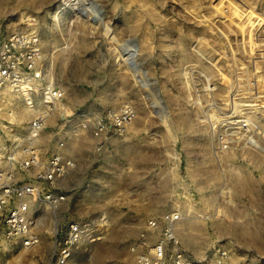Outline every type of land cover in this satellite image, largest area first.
I'll list each match as a JSON object with an SVG mask.
<instances>
[{
  "label": "rangeland",
  "instance_id": "374dc122",
  "mask_svg": "<svg viewBox=\"0 0 264 264\" xmlns=\"http://www.w3.org/2000/svg\"><path fill=\"white\" fill-rule=\"evenodd\" d=\"M15 31L39 37L41 86L64 94L38 149L60 139L76 168L63 206L33 204V262L0 240V264H50L69 220L85 235L68 264H133L166 212L191 261L264 264V0H0V41ZM40 95L0 90V158ZM126 105L135 120L97 149L94 118Z\"/></svg>",
  "mask_w": 264,
  "mask_h": 264
},
{
  "label": "built area",
  "instance_id": "2783aa9c",
  "mask_svg": "<svg viewBox=\"0 0 264 264\" xmlns=\"http://www.w3.org/2000/svg\"><path fill=\"white\" fill-rule=\"evenodd\" d=\"M41 60L40 40L33 32L15 31L0 41V90L9 87L23 94H41L39 106L27 101L33 110L40 109L27 123L25 134L9 140L0 158V240L26 249L39 243L33 204L41 202L52 210L63 206L68 179L76 168L60 139L46 152L38 149L46 122L64 99L61 90L41 86ZM135 118V110L128 105L99 113L92 124L96 148L111 137L124 135ZM178 220L179 214L174 212L150 218L139 235L141 251L133 264H198L187 257L175 234ZM84 235V226L76 220L59 228L54 234L50 264H68Z\"/></svg>",
  "mask_w": 264,
  "mask_h": 264
},
{
  "label": "bare ground",
  "instance_id": "6f19581e",
  "mask_svg": "<svg viewBox=\"0 0 264 264\" xmlns=\"http://www.w3.org/2000/svg\"><path fill=\"white\" fill-rule=\"evenodd\" d=\"M121 50V49H120ZM132 50H133V43L131 42V41H128V42H126L124 45H123V49H122V51L127 55V54H130L131 52H132ZM122 54V53H121ZM125 57V59L127 58L126 56H124ZM127 61V60H126ZM41 76H42V72H41ZM50 85L52 86V82L50 81ZM32 110V109H31ZM159 116L162 118V120H164L165 122H166V114H165V112L164 111H161L160 112V114H159ZM39 224V223H38ZM34 226H35V223H34ZM40 229V228H39ZM38 232H40V231H38ZM40 234V233H39ZM42 240H40L39 239V243H38V245L40 246L41 244H42V242H41ZM37 245V246H38ZM3 246H4V249L5 250H13V246H12V244L11 243H9V242H4L3 243ZM40 248V247H39ZM29 250L30 249H26V248H20V251L18 252V254H17V257L16 258H18L17 260H19V261H22V260H29L30 262H33V256L30 254V252H29Z\"/></svg>",
  "mask_w": 264,
  "mask_h": 264
}]
</instances>
